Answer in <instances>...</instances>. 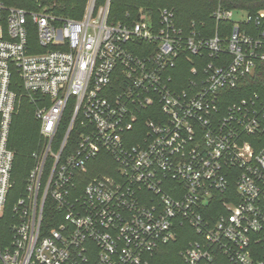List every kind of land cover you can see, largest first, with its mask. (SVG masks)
<instances>
[{"label": "built area", "instance_id": "2783aa9c", "mask_svg": "<svg viewBox=\"0 0 264 264\" xmlns=\"http://www.w3.org/2000/svg\"><path fill=\"white\" fill-rule=\"evenodd\" d=\"M110 3L76 19L0 0V216L14 70L41 138L0 260L158 264L183 235L181 264H264V94L231 101L264 64V9L219 4L213 29L171 7L110 23Z\"/></svg>", "mask_w": 264, "mask_h": 264}, {"label": "trees", "instance_id": "16d2710c", "mask_svg": "<svg viewBox=\"0 0 264 264\" xmlns=\"http://www.w3.org/2000/svg\"><path fill=\"white\" fill-rule=\"evenodd\" d=\"M9 7H21L28 10H39L48 7V10L61 17L80 19L83 17L88 0H1ZM106 0H97V5H104ZM221 4L226 9H241L255 14L264 9V0H111L108 21L110 23H126L138 19L143 12L158 16V10L163 7L174 8L177 18L182 25L192 22L205 23L215 28L216 22L212 17L213 10ZM30 44L37 45L33 52H40L36 31L30 33ZM260 72L248 76L234 91L232 100L260 92L264 94V64L260 65ZM185 74V72H184ZM12 89L17 93V108L13 116L9 146L15 151V160L12 170L13 186L11 187L5 211L0 216V250L2 252L12 248V226L16 222L14 205L24 194L27 177L35 164L33 152L38 149L41 138L39 122L34 116V104L24 92L21 78L16 70L13 71ZM107 168L101 166L96 173H108ZM48 212V213H47ZM45 226L52 227L56 222H50L49 209L46 210ZM188 237L183 235L170 244L156 258L158 264H181L179 253L186 246ZM0 264H4L0 260ZM216 264H229L226 257L219 255Z\"/></svg>", "mask_w": 264, "mask_h": 264}, {"label": "rangeland", "instance_id": "374dc122", "mask_svg": "<svg viewBox=\"0 0 264 264\" xmlns=\"http://www.w3.org/2000/svg\"><path fill=\"white\" fill-rule=\"evenodd\" d=\"M241 16V13H240V15L239 14H236V16L235 17H240Z\"/></svg>", "mask_w": 264, "mask_h": 264}]
</instances>
